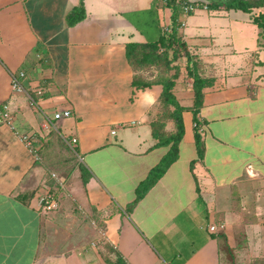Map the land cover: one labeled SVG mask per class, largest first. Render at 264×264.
Returning <instances> with one entry per match:
<instances>
[{"label": "crops", "instance_id": "0c3cea01", "mask_svg": "<svg viewBox=\"0 0 264 264\" xmlns=\"http://www.w3.org/2000/svg\"><path fill=\"white\" fill-rule=\"evenodd\" d=\"M204 1L207 8L198 7L207 13L179 16L190 63L206 81L197 114L202 157L183 68L172 91L184 107L178 156L128 210L168 146L156 145L151 127L162 88H138L126 51L156 42L170 10L158 0H82L84 18L68 24L80 0H0V108L11 115V125L0 122V264H83L77 249L68 250L79 243L70 233L59 245L46 240L65 252H48L43 225L56 209L37 212V196L50 191L45 171L61 167L60 144L88 173L83 181L80 166L73 169L71 199L96 218L103 243L125 264H228V252L262 255L264 32L252 16L263 6L245 13ZM19 72L23 91H12L10 76ZM64 109L69 118L52 120ZM164 131H175L171 119ZM22 135L33 137L30 147ZM63 137L76 138L73 150ZM213 224L224 227L212 232Z\"/></svg>", "mask_w": 264, "mask_h": 264}, {"label": "trees", "instance_id": "16d2710c", "mask_svg": "<svg viewBox=\"0 0 264 264\" xmlns=\"http://www.w3.org/2000/svg\"><path fill=\"white\" fill-rule=\"evenodd\" d=\"M179 1L181 0H165V6L170 10V23L163 29L160 37L154 43L142 45L139 50L134 48L137 45H131L133 49L128 47L126 51L130 64L136 60L138 63L149 65L157 62H165L171 64L173 62L185 60L184 66L186 74L192 79L193 90V121L194 126V138L197 148L198 157H202L203 145L202 139L198 132L200 122L197 119V114L202 103V90L206 85V81L194 70L192 63H190L191 55L188 51V47L182 36L179 34V16L181 13ZM264 5V0H212L211 8H219L222 6L224 9L240 10L245 13H250L254 9H259ZM189 13L188 15H190ZM85 12L80 0L79 5L71 10L66 15V21L68 24H74L84 18ZM252 22L258 26L264 32V13L259 12L252 16ZM131 49V50H130ZM175 76H172L166 80L157 81L155 84H159L162 88L160 93V107L163 113L160 114L152 123V135L158 140L156 145L168 146L167 152L162 156L159 163L154 166L148 173L147 177L139 182L135 189V198L128 207L130 210L135 203L141 199V197L147 192V190L156 182V180L164 173L167 167L176 160L178 156V143L183 135V121L181 112L184 107L181 106L178 100L175 98L172 89L174 86ZM153 83L141 82L138 88H146ZM135 85V80H134ZM137 86V85H136ZM172 106L173 110L170 111L169 107ZM171 119L175 125V131L168 134L164 131V126L167 120ZM81 178L85 181L88 173L83 166H80ZM221 237V236H220Z\"/></svg>", "mask_w": 264, "mask_h": 264}, {"label": "rangeland", "instance_id": "374dc122", "mask_svg": "<svg viewBox=\"0 0 264 264\" xmlns=\"http://www.w3.org/2000/svg\"><path fill=\"white\" fill-rule=\"evenodd\" d=\"M195 10L196 14L207 13V10L199 8L198 6ZM261 10L264 12V5ZM237 13L242 14L241 12ZM180 15L182 14L180 13ZM181 28L182 25L179 22V34ZM133 62L134 63H131L133 70L139 72L136 74L137 78L142 82L153 83L152 85L157 81L166 80L172 76H175V79L179 78L183 74L181 70L185 68L182 60L173 62L169 65L161 61L149 65L138 63L136 60ZM183 84L186 85V82H183ZM162 113L163 110L160 107V114ZM74 148L69 147L71 150ZM66 149L67 148L63 144H60L62 155L58 159L60 161L59 163H61V167L53 166L52 169H47V171H45V189H50L59 200V205L56 210L48 214L45 218L43 225L45 247L47 246L50 248L48 252L51 254L65 252L67 249H64L63 245L59 246V248H54V243L59 245L63 240H66V235L70 233L71 236L79 238V243L70 245L71 247L68 250L77 249V256L82 259L83 264H125L112 248L103 243L98 232L99 229L97 228L98 222L96 218L71 199L68 188L76 181L75 177L72 175L73 169L77 168V166L79 167L80 164L78 161H73L74 154L68 157L69 154L65 152ZM51 156L54 155L51 154ZM51 158L57 157L54 156ZM51 173H54L58 178L62 179L63 188L59 187L57 180L51 178ZM49 222L53 226H50L48 224ZM52 237H55V241L52 240ZM46 240L48 242L49 240L53 241V245H48ZM221 249L222 251H226L224 242L221 243ZM45 252L47 255V250ZM260 255L261 256L250 257L248 254H243V256L240 255L235 259L234 254L228 252V264H264V252L260 253Z\"/></svg>", "mask_w": 264, "mask_h": 264}, {"label": "built area", "instance_id": "2783aa9c", "mask_svg": "<svg viewBox=\"0 0 264 264\" xmlns=\"http://www.w3.org/2000/svg\"><path fill=\"white\" fill-rule=\"evenodd\" d=\"M158 1L165 3V0H158ZM179 5H180L181 14L183 16H187L198 5H202L204 8H207L209 2L204 0H181L179 1ZM180 24L183 26L182 23ZM22 77H24L23 72H19L18 76L16 75L10 76V88L12 91H18V92L23 91V87L20 82V79ZM70 116H71V111L69 109H64L60 111H55L52 115V120L59 121L61 119L69 118ZM0 122L11 125V115L9 113L8 106L6 104H3L2 107L0 108ZM20 140H22L27 146L30 147L32 145L33 137L31 138L26 135H22L20 136ZM63 141L68 147L74 148L76 143V138L72 137L69 139L63 137ZM51 178L57 180L60 188L64 187L62 179H59L54 173H51ZM58 205H59L58 198L51 191L40 193L37 196V212L40 215H47L51 211L55 210L58 207ZM223 227H224L223 224L220 225L213 224L209 227V230L212 232H217L218 229H222Z\"/></svg>", "mask_w": 264, "mask_h": 264}]
</instances>
